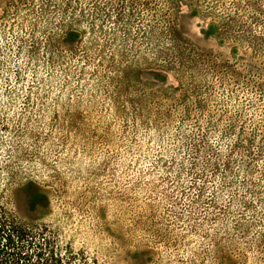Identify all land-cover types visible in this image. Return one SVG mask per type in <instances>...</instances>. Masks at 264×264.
<instances>
[{"label": "rangeland", "instance_id": "374dc122", "mask_svg": "<svg viewBox=\"0 0 264 264\" xmlns=\"http://www.w3.org/2000/svg\"><path fill=\"white\" fill-rule=\"evenodd\" d=\"M0 204L82 264H264V0H0Z\"/></svg>", "mask_w": 264, "mask_h": 264}, {"label": "trees", "instance_id": "16d2710c", "mask_svg": "<svg viewBox=\"0 0 264 264\" xmlns=\"http://www.w3.org/2000/svg\"><path fill=\"white\" fill-rule=\"evenodd\" d=\"M182 7L170 6L167 13L180 18ZM77 23L69 22L64 28L76 26ZM68 41L75 50L76 46H83L85 33L75 29L67 32ZM85 50H90L86 45ZM149 81L154 84L156 81L164 83L168 76L159 70L150 71ZM152 80V81H151ZM244 156L251 163L258 153H252L251 149L245 151ZM228 163H232L231 160ZM33 255L37 257L34 260ZM79 254L68 251L63 255L57 251L55 241L44 226H37L29 223H22L4 205L0 204V264H82L76 257Z\"/></svg>", "mask_w": 264, "mask_h": 264}]
</instances>
